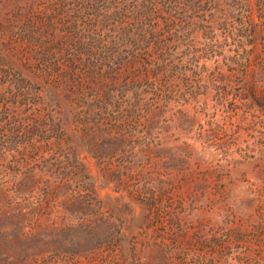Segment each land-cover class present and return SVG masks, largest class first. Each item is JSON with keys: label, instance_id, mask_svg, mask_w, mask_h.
I'll list each match as a JSON object with an SVG mask.
<instances>
[{"label": "trees", "instance_id": "16d2710c", "mask_svg": "<svg viewBox=\"0 0 264 264\" xmlns=\"http://www.w3.org/2000/svg\"><path fill=\"white\" fill-rule=\"evenodd\" d=\"M14 5L16 12L0 15V264H80L84 259L88 264H168L164 250L150 240L143 249L137 244L127 248L136 225L129 223L133 209L123 196L108 195L92 204L94 186L88 203L82 192L88 185H76L77 195L68 198L61 192L71 185L62 182L52 193L62 198L59 223L50 220L52 212L40 214V203L26 199L78 148L101 160L105 154L99 147L107 144L108 160L117 154L123 158L120 166L110 164L113 180L138 173L144 184L136 192L165 186L146 175L141 157L155 159L158 171L185 181L198 152L187 143L171 146L165 134L198 122L201 129L206 126V134L198 136L204 150L219 159L213 160V172L209 169L195 183L194 192L204 193L214 174L219 182L224 168L243 166L220 131L229 125L235 134L241 124L264 129V87L256 84L251 69L257 61L264 72V0H46L42 7L16 0ZM212 61L216 72L221 67L229 75L211 78L205 65ZM235 73L242 84L234 99L258 116L237 125L225 117L220 126L217 114L235 111ZM210 93L212 104L203 98ZM192 102L191 115L162 126L161 118L173 107ZM42 148L41 157L49 158L38 163ZM258 154L264 156V144ZM21 155L22 162L17 161ZM258 165L264 189V157ZM65 177L69 181L68 173ZM225 194L227 201L234 199ZM253 230L259 256L264 226ZM76 232L83 235L81 242ZM232 234L239 240L237 232ZM170 237L172 243L177 237L187 240L181 231ZM223 264H230L227 257Z\"/></svg>", "mask_w": 264, "mask_h": 264}, {"label": "rangeland", "instance_id": "374dc122", "mask_svg": "<svg viewBox=\"0 0 264 264\" xmlns=\"http://www.w3.org/2000/svg\"><path fill=\"white\" fill-rule=\"evenodd\" d=\"M15 1L0 0V15L16 12ZM24 1L35 2L40 4V7L46 2V0ZM11 3L13 4L11 7H5ZM217 33H223V31L220 30ZM218 61H221V58ZM202 64L203 62L200 66ZM205 67L211 78H217L219 74L229 75L226 69H221V67L216 72L214 61L206 63ZM251 69L256 71V84L264 87V72L261 70V64L253 61L251 62ZM240 76L239 73H235L231 84L232 103L235 111L233 113H225L224 110L219 112L215 122H220V126H222L225 117L231 116L233 123L237 125L244 118L250 120L253 115L258 116L257 112L246 110L243 106V100L239 97L234 99V95L241 94L242 81ZM212 96L213 94L210 93L203 98L210 103ZM229 98L231 101L232 97ZM195 108L193 102L189 107L182 109L173 107L167 115L161 118L164 121L161 123L162 126H170V122L178 121L181 115H191ZM209 114L210 117L214 115L212 112ZM209 119L212 120V118ZM200 123L202 124V122ZM200 123L198 122L191 128L185 125L172 127L165 134L171 146L187 143L198 152V155L194 154L191 157L190 171L185 181H179L180 178H176L174 173L158 171L155 168V159L143 160L141 157L139 161L142 164L139 166L144 167L146 175L154 182H165V186L160 191L159 189H152L136 192L135 190L144 184L142 176L138 173L121 177L120 181L113 180L116 178L109 171L110 164L120 166L123 158L117 154L108 160L109 157H106V154L110 149L109 144L99 147V152L105 154V158L102 157L101 160L97 156L87 154L85 149L78 148L79 153L75 152L72 156L73 159L59 165V168H56L52 175L45 174L43 176L42 182L37 187L38 190L35 189L26 199L27 204L40 203L42 208L40 214L52 212L50 220L59 223L63 217V211L59 206L62 198L52 195L55 186H60L62 182H68V186L70 184L71 187L61 193L66 194L69 198L77 195L76 185H88L82 191L85 195L87 194L88 203L90 200L89 192L94 186L95 195H93L92 204L103 200L108 195L112 197L123 196V201L131 202L130 206L133 211L129 217V223L133 226L136 225V229L127 238L126 245L129 250L134 244H137L135 245L136 249H143V243L146 244V241L150 240V245L164 250L168 264H215V262H217L216 264H223L225 257L229 259L230 264H236L237 259H242L241 263L244 261V264H247V260L253 261L256 258L259 259V264H264V253H260L258 256L259 249L253 236L254 226H264V196L261 195L264 193V189L261 187V181L258 177L260 172L258 162L260 157H264L258 154L259 147L264 144V140H262L264 129L262 125H258L252 131V129L250 130L251 125L241 124L239 125L240 129L233 134L234 131L229 125L224 126L220 131V138L229 143L233 158L241 160L243 166L234 170L224 168L217 174L218 179H220L219 182L215 178L216 174L210 176L205 192L200 193L194 192L195 183L202 178L203 174L207 175L209 169L213 172L215 167L213 160L219 159L214 158L212 151L207 150L206 152L204 150L202 143L204 141L199 137L206 134V126L201 129ZM57 151V147L52 148V152ZM42 154L44 155L43 148L36 157L38 163H43L45 161L42 159L49 158L41 157ZM21 157L24 158V155L17 156V161L22 162ZM46 163L48 162L46 161ZM67 173L69 174V181L65 177ZM225 193L229 196L232 195L236 201L234 199L227 201ZM46 194L48 195L46 196ZM175 218H178L179 221ZM74 223L79 224L81 221L76 222L75 219ZM179 231L187 234V240L185 237V240L181 241L182 238L177 237L179 241L172 243L173 240L170 235ZM233 232L239 234L236 235L239 240L235 239ZM76 233H78V242H81L83 235L79 232ZM194 238H199L200 241L195 242L193 241ZM64 256V259L69 260L67 255ZM88 262L84 259L80 261V264H88Z\"/></svg>", "mask_w": 264, "mask_h": 264}]
</instances>
